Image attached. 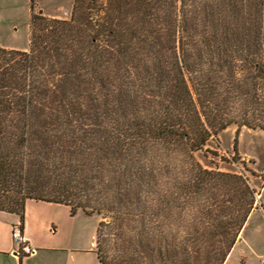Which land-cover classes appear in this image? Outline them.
<instances>
[{"label": "trees", "instance_id": "16d2710c", "mask_svg": "<svg viewBox=\"0 0 264 264\" xmlns=\"http://www.w3.org/2000/svg\"><path fill=\"white\" fill-rule=\"evenodd\" d=\"M72 1L0 48V211L97 215L101 264H225L259 193L197 155L264 131V0Z\"/></svg>", "mask_w": 264, "mask_h": 264}, {"label": "rangeland", "instance_id": "374dc122", "mask_svg": "<svg viewBox=\"0 0 264 264\" xmlns=\"http://www.w3.org/2000/svg\"><path fill=\"white\" fill-rule=\"evenodd\" d=\"M32 6L35 7V13L67 20L72 12L73 1L0 0V48L15 51L28 49ZM197 157L203 166L216 167L220 171L246 176L257 191H260V198L264 188V131L242 128L237 133V127L232 125L227 130L213 136L208 146L202 153H198ZM261 196L264 203V192ZM257 204L259 206V203ZM80 220L77 235L82 245H89L90 241L87 239L97 231L100 217L97 215L88 217L81 213ZM262 223L264 226V222ZM251 232V229L247 230L246 238L251 236ZM93 242L96 245L93 249L97 251V233ZM255 250V255H253L245 245L237 247L232 257L230 255L231 258L227 259L226 264H261L258 255L264 252V245L261 243L256 245ZM87 264H99L95 254L87 257Z\"/></svg>", "mask_w": 264, "mask_h": 264}, {"label": "crops", "instance_id": "0c3cea01", "mask_svg": "<svg viewBox=\"0 0 264 264\" xmlns=\"http://www.w3.org/2000/svg\"><path fill=\"white\" fill-rule=\"evenodd\" d=\"M257 192L260 193V191ZM263 192L264 188L261 195ZM261 195L257 201L259 206L257 204L243 227L231 252V257L237 247L245 245L247 250L255 255L256 245L260 243L264 245V226L262 225L264 203ZM81 213L78 212L72 217L70 208L66 205L28 201L25 207V218L22 221L23 237L30 246L37 249V252L30 256L20 257L17 254L19 247L11 236L13 226L21 222V218L16 214L0 211V264H87V257L90 255L95 254L97 258V251L91 248L97 231L87 239L90 241L89 245H82L77 235ZM248 229L252 232L251 236L246 238L245 233ZM231 257L229 255L227 259ZM258 257L260 263L264 264V252Z\"/></svg>", "mask_w": 264, "mask_h": 264}, {"label": "built area", "instance_id": "2783aa9c", "mask_svg": "<svg viewBox=\"0 0 264 264\" xmlns=\"http://www.w3.org/2000/svg\"><path fill=\"white\" fill-rule=\"evenodd\" d=\"M256 199H259V194L256 195ZM24 232H23V225L22 222L15 224L12 228V239L19 247V252L17 253L18 256H30L37 252V249L30 246L27 241L25 240ZM92 248H96V245L93 243Z\"/></svg>", "mask_w": 264, "mask_h": 264}]
</instances>
